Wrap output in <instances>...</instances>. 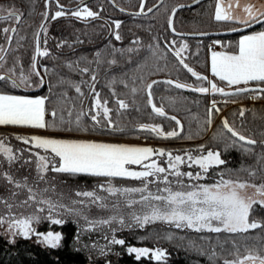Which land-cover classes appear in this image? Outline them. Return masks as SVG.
I'll use <instances>...</instances> for the list:
<instances>
[{
    "label": "trees",
    "instance_id": "trees-1",
    "mask_svg": "<svg viewBox=\"0 0 264 264\" xmlns=\"http://www.w3.org/2000/svg\"><path fill=\"white\" fill-rule=\"evenodd\" d=\"M82 1L59 0V5H63L66 14L52 19L55 12L61 10L56 0H51L49 4L47 0H0V6L5 9L14 7L21 13L19 22L0 21V46L6 53V63L0 68V75H8V69L13 65L17 66V74L20 65L26 74L31 71L32 58L36 55V34L45 20L43 13L49 8L45 24L47 31L41 32L39 45L40 50H47L48 55L38 56L36 62L40 77L44 80L43 85H40V77L35 75L31 77V86L27 88L13 87L11 80L5 79L0 80V93L45 98V112L56 113L49 120L47 127L50 131L112 139L143 138L149 142H170L167 149L174 147V142H178V147L204 146L203 151H218L225 161L224 164L213 165L207 170L204 180L206 184L214 185L221 178L264 184V94L244 92L220 97L217 92L201 93L175 87L176 82L193 87H209L207 81H199L192 76L175 56V51L186 44L187 48L181 53V57L189 67L218 86L235 90L234 86L209 75L208 58L211 44L215 43V46L221 43L218 46L225 51L237 52L238 39L242 35L204 39L174 35L169 28L172 11L179 4L194 0H164L159 8L146 15L135 14L140 12L143 0H94L85 6L97 12L98 16L78 19L71 13L80 8L69 9ZM157 2L158 0H147L146 9ZM113 3L130 14L122 12ZM216 5L217 0H207L194 8L178 12L174 21L175 29L182 33L209 32L243 25L234 21H216ZM116 22H119V28H116ZM5 27L15 28L16 31L5 34ZM260 30H264V25L254 31ZM117 33L120 40L115 38ZM135 41L139 43H134ZM161 55L163 59L160 58ZM84 68L89 71L82 72ZM45 69L48 71L45 72ZM93 75L96 77L94 84L91 80ZM168 80L174 83H165ZM122 81L127 83V87ZM153 81L157 83L152 86L151 99L157 107L164 109L165 116L153 112L148 103L146 86ZM73 85H79L83 95L77 93ZM90 85L100 94L102 102L107 101V107L111 110V125L102 110L97 117L99 123L92 120L96 109ZM249 86L254 88L257 85L252 83ZM132 87L137 89L135 94L131 92ZM252 95L257 97L255 102L251 99ZM220 98L225 99L228 104H245L230 107L215 104L213 108L214 100ZM118 99L125 100L129 107L120 109ZM222 110V119H227L229 126L241 135L255 140V145L239 141L238 137H233L224 128V120L219 119ZM241 110H244L243 116L240 115ZM172 116L180 121V125L170 118ZM61 117L65 121L63 124L60 122ZM78 117L79 128L75 124ZM68 121L72 123L69 124ZM143 124L159 126L164 133L176 131L178 134L161 137L150 130L141 129L140 125ZM10 144L15 159L9 163L6 158L3 162L1 158L4 154H0V210L4 208L5 212L14 216H26L32 212L34 216L47 210L43 201L49 197L62 199L63 196H69L71 199L63 202L60 223L51 225L49 221L42 219L34 222L39 232L52 230L60 235L56 247L45 245L36 237L11 239L0 224V264H224L225 260L233 261L249 254L264 255V228L250 229L246 233H215L154 223L145 227L121 229L114 239L104 236L99 239L100 226H95L97 229H93L94 232L84 230L87 226L96 225V219L101 218L100 215L106 213V210L98 209L97 203L77 193L97 189L103 183L107 185L106 182L109 181L130 184L138 180L88 173L55 174L51 169L41 172L39 164L34 161L36 159L25 151V145L16 141H10ZM252 172L255 175H250ZM5 174L22 186L16 187L15 183H10ZM48 186L53 187L56 194L51 195ZM29 188L35 194V199H30ZM43 196L47 198L43 199ZM81 199H89L90 203L80 204ZM42 207L44 210H40ZM250 217L264 224V207L255 204ZM114 240H123L124 243L117 244ZM133 246L164 249L167 256L163 260L137 256L129 251Z\"/></svg>",
    "mask_w": 264,
    "mask_h": 264
},
{
    "label": "snow or ice",
    "instance_id": "snow-or-ice-1",
    "mask_svg": "<svg viewBox=\"0 0 264 264\" xmlns=\"http://www.w3.org/2000/svg\"><path fill=\"white\" fill-rule=\"evenodd\" d=\"M57 6L61 9L55 12L52 19H56L64 16L66 13L63 11V5H59V0H56ZM114 2V0H113ZM51 3V0H49ZM240 9L242 14H236V10ZM152 9L149 8V11ZM124 11V9H121ZM7 12L5 15L4 13ZM141 12H143V3L141 4ZM175 10H173L174 14ZM44 17L47 18L48 13H43ZM71 15L78 19L82 18H96L98 16L97 12L88 9L86 6L80 8L79 10L73 11ZM216 21H235L240 24L251 26L253 23H259L264 21V4H256L246 0L243 5L241 0H219L215 12ZM21 19V13L14 7L10 9H5L0 6V21L15 20L19 22ZM172 20L169 19V25L171 26ZM119 22H116V28H119ZM15 33V28H3L5 34L9 32ZM41 31L46 32V26L41 25ZM175 32V28H172ZM115 38L120 40L121 37L119 33L116 34ZM46 42V41H45ZM134 43H139L135 41ZM175 44V41H172ZM39 33L36 34V55L33 56V63L31 65V71L25 73L22 65H20V71L17 74L16 65H13L8 69V75H0V80L9 79L12 82L13 87H30L31 77L33 75L40 77L39 70L36 66V56H47V50H40ZM151 47V46H149ZM187 48L185 44L182 48L175 51V56L179 58V63L187 69L192 76L196 77L199 81H207L210 87L199 86L193 87L184 83H175L176 88H189L193 91H198L201 93H212L219 92L222 95H237L244 92H257L264 94V31L256 32L254 34L244 36L238 43V53L236 54H226L220 52L212 53L211 61V71L212 74L219 78L220 81H225L229 86H234L235 90L231 93L225 92L224 88L219 87L216 83L208 81V78L201 76L195 72L184 59L181 57V53ZM129 51H132L131 49ZM156 55V53H153ZM6 53L2 46H0V68L4 67L6 63L5 59ZM99 56V53H97ZM163 59V55L160 56ZM18 63V62H17ZM115 63V61H112ZM71 67V65H69ZM48 70L45 69V72ZM87 73L88 68L81 70ZM15 76V78H13ZM93 84L96 81L95 75L91 77ZM66 83V81H61ZM44 83L43 77H40V85ZM127 87V83L122 81ZM157 83L153 81L151 84L146 86L147 95L149 97L148 103L151 105L153 112L159 116H165V111L162 107H157L153 103L152 97V86ZM165 83L173 84L172 80H168ZM255 83L256 87H249L250 84ZM244 85V87H239ZM77 93L83 95L79 85H73ZM90 90L94 93V108L96 109L95 114L92 115V120L99 123L97 119L101 112L108 118V123L111 125V117L109 115L110 109L107 107V101H101L100 94L95 92V89L90 85ZM131 92L135 94L137 89L135 87L131 88ZM257 98L256 96L252 97ZM117 103L120 109H127L129 107L123 99H118ZM45 99L44 98H28L24 96H14V95H0V125H20V126H31L36 128H45L46 125L45 116ZM213 108H215V102H213ZM218 111V109H216ZM211 111V110H210ZM244 110H241L240 115L243 116ZM55 117L56 113H52ZM172 120L176 121L177 125H180V121L176 119L175 116L170 117ZM61 124L65 123L63 117H61ZM72 123V121H68ZM210 123V121H209ZM75 124L77 128L80 126L79 117L76 119ZM224 128L227 129L233 137H238L239 141H243L248 145H255L256 141L253 139L246 138L244 135L238 133L235 129L229 126L227 119L223 121ZM55 127V125H52ZM141 129L150 130L157 135L162 136H176L178 133L172 131L169 133H164L163 129L156 125L143 124L140 125ZM182 128V125H181ZM71 130V129H68ZM17 139H22L24 143H33L36 148L44 149L46 152L48 150L54 154V157H58L61 161L60 166H55L53 164L52 170L61 173H88L94 176L102 177H127L142 180L145 182V186L142 188H109L107 191L112 193H141V201L151 208L149 214L143 216L134 215L133 219L141 226L153 223L155 221H163L169 224H174L176 228H189L197 232L207 230L208 232L219 233L222 231L229 233H241L248 232L250 229L264 228V224L257 220H249L250 213L255 204H259L264 207V199L253 200L251 198H246L241 193L246 188H254L257 194L264 197V184L256 185L251 184L247 181H233V180H221L211 186L207 185H194L193 190L190 191H173L167 185L170 184L168 176H160L159 174L166 173L168 169H172L171 174L180 177L187 176L192 179H200L201 174L196 173L195 176L192 172L182 173L178 170L177 164L184 163V157L176 155L173 157L172 153H165L164 150H155L151 147H130L125 145H113L105 143H95V142H81V141H68V140H57L50 138H40V137H17ZM201 146L200 151H203ZM0 153L7 156L8 162L11 163L15 156L12 153V149L6 147L3 142H0ZM154 155L168 157V169L161 167L156 161L151 163H145L149 161ZM187 159L194 162L200 167L203 172L213 165H222L225 163L223 159L220 158V153L213 152L209 150L206 155H201L199 157H193L188 155ZM175 162V163H174ZM50 161L46 156H39L38 168L41 172L48 170V165ZM129 165H139L144 170L143 171H132L129 169ZM6 178L10 183H15L16 187H21L18 182H14L11 176L7 174ZM250 175H255L254 172ZM154 178V179H149ZM163 182L165 187L163 189L157 188L156 193H152L148 190L147 185L150 183ZM179 183V181H177ZM26 187V185H24ZM30 199H35V194L32 189L29 188ZM161 192L167 193V195L160 194ZM77 195L84 196L87 198H92V202L95 203L96 200L100 199L96 197L94 192H82L77 193ZM152 201H158V204H152ZM7 203V202H5ZM27 203V201H25ZM43 203L49 206L51 211L55 205L51 201H43ZM130 204H135L137 201L132 200ZM103 206V205H101ZM11 207V205H9ZM43 210V209H41ZM70 211H75L70 209ZM112 219H115L113 217ZM39 217H26L19 220H10L9 231L13 228L21 231L22 234L27 237L30 233L35 230L31 227L33 221H38ZM54 223H60L61 221L55 220ZM111 221H101V223H110ZM213 222H216L215 225ZM5 223V218L0 217V224ZM123 224V220H120ZM60 236L54 233H47L43 235V242L50 244L52 247H56ZM114 243L123 244V240H114ZM130 252H136L138 255L148 254L147 249H129ZM157 260L162 257V252L156 250L154 253ZM215 255V253L213 254ZM245 261H252L256 264H264V257L259 255L249 254L243 259H236L233 261L225 260L224 264H245Z\"/></svg>",
    "mask_w": 264,
    "mask_h": 264
},
{
    "label": "rangeland",
    "instance_id": "rangeland-1",
    "mask_svg": "<svg viewBox=\"0 0 264 264\" xmlns=\"http://www.w3.org/2000/svg\"><path fill=\"white\" fill-rule=\"evenodd\" d=\"M83 7H85V6H83ZM80 8H82V7H80ZM87 8L89 9V7H87ZM216 8H217V5H216ZM237 14H239V13H237ZM240 26H242V25H233V26H230V28L234 29V28H238ZM228 30H230V29H228ZM215 44H211V46H215ZM219 44H221V43H219ZM219 44L217 43V46ZM208 81H212V80L208 79ZM209 87H210V85H209ZM219 87L224 88L225 92L234 91V89H232L230 87H225V86H219ZM249 87H252V86H249ZM209 92L212 93L211 91H209ZM216 94L220 97L225 96L219 92H217ZM0 95H10V94L0 93ZM14 96H24V97H28V98H41L39 96H28V95H22V94H20V95L14 94ZM253 96H256V95H252V97ZM252 97H251V99L255 102L256 98L253 99ZM214 102L216 105L222 104V106L225 105L227 107L228 106L229 107L235 106V105H241L242 106L245 104L244 102H241V103L231 102V104H228L225 99H221V98L215 99ZM223 113H224V110L220 111L219 119L224 118ZM51 118H52V114H47L45 112L44 120H45L46 125L49 124V120ZM222 120H224V119H222ZM159 136L162 137V135H159ZM17 137H24V138L40 137V138H50V139H57V140L95 142V143H105V144H113V145H125V146H130V147H151L157 151L158 150H164L165 153H172L173 157H175L176 155H180V156L184 157V163H179L176 165L180 172H182V173L192 172L194 176L196 173L201 174L200 179H192V178H189L187 176L177 177V176L171 174V172L173 171L172 169H168V157H167V155H164V156L154 155L149 161H146L145 163H151L154 160L161 167H165L166 169H168V171L166 173H162L159 175L160 176H164V175L168 176V180L170 181V184H168L167 186L170 187L173 191H190V190H193L192 186H194V185L211 186V185H208L204 182L207 172H203L198 165H196L194 162L189 161L187 159L188 155H192L193 157H199L201 155L207 154L208 151L207 152H205V151L201 152L200 151L201 146H199V145H195L192 147H183V146L180 147V145H179V147H178L177 146L178 142H176V143L174 142V147L172 146V147H169L167 149L166 148L167 144L170 145L171 143L165 142V141L149 142L143 138H140L139 140L112 139V138H104V137H99V136H87V135H79V134H76V135L61 134V133H57L54 131H50L48 129V127L36 128V127H31V126H20V125H0V142H3L5 144V146L9 147V148L12 146V144H10V141H16V142L22 143L23 145L26 146L25 151H28L36 160H38V161L34 160L38 164H39V156L40 155L46 156L48 158V160L50 161V163L48 165V169H51V171L55 174L57 172L52 170L53 164L57 167L60 166V164H61V161L59 160L58 157H54V154H52L50 150H48L46 152L44 149L36 148L34 145V142L33 143H24L22 139H17ZM159 140H161V139H159ZM0 154H2V153H0ZM3 156L4 157L1 158V160L4 162L7 157H6V155H3ZM1 166H3V165H1ZM127 167H129V169L132 171H143L144 170L139 165H129ZM149 179H154V178H149ZM136 180H138V179H136ZM177 181H179V183H177ZM106 184L107 185H105L103 183L102 187H98L97 189L87 190V192L88 191L94 192L96 197L100 198V199L96 200L95 203L98 204V209H100L102 211L106 210V213L104 212L105 215L104 214L100 215L101 218L96 219V221H97V223H95L96 225L92 224L94 226H91V227L87 226V227H85L86 229L84 231L94 232L93 229H97V227H95V226H100L99 230L101 231V233H100L101 235H99V237H98L99 239L101 236H104L106 238L110 237L111 239H114L117 235V232L121 231V229H124V228L131 229L132 227L135 228V227L141 226L140 224H138L133 219V216L134 215L143 216L145 214H149L151 212V208L149 206L145 205L141 201V193H127L126 194L123 192L112 193V192L107 191V189H109V188H119V189L142 188L145 186L144 181L138 180L136 183H130V184H127V183L118 184V183H114L113 181H109V182H106ZM48 187L49 188H47V189L52 192L51 195H53V193L56 194L55 189H53V187H50V186H48ZM147 187H148L149 191H151L152 193H156L157 188L163 189L165 187V184L163 182H156V183L148 184ZM45 188H46V186H45ZM160 194L167 195V193H165V192H161ZM241 194L243 196H245L246 198H251L253 200L264 199V197L259 196L257 194L256 190L254 188H251V187L244 189ZM44 198H47V197L43 196V199ZM68 198H70V197L69 196L68 197L63 196L62 199L61 198L55 199V197H52V198L49 197L47 199V201H51L52 204L55 205V207L50 211L49 206L46 204V206L48 207L47 210H44V207H42V209L46 212L41 211L40 214H36L34 216H33L34 213L32 214V212L27 213L26 216L24 214L14 216L10 212H7V211L5 212L4 208H3L2 210H0V217L5 218V223L2 224V227L5 229L6 233L9 235V237L11 239H14L15 237H23V238L36 237L39 241L43 242V235H46L47 233H50V232L54 233V234H57V233L55 231H52V230H49L47 232H39L36 225H34L35 221H33L31 224V227L35 231L30 233L27 237H25L21 231H18L15 228H13L11 231H9V227H10L9 221L10 220L24 219L26 217H39V219H42L43 221H46V220L49 221L51 225L55 224L53 221H55V220L60 221V218L62 216V214H60L62 212L61 209L64 207L63 202L66 201ZM85 198H87V197H85ZM90 200L92 202V198H90ZM90 200L89 199H84V200L81 199L79 201V203L80 204H88V203H90ZM132 200L137 201V203L130 204L129 202ZM158 203H160V202L152 201V204H158ZM101 205H103V206H101ZM43 206H45V203ZM102 217H104V218H102ZM113 217H115V219H112ZM121 219L123 220V224L120 223ZM249 220L250 221L252 220L250 216H249ZM101 221H111V222L110 223H101ZM128 222H130V224H128ZM154 223H160V224H167V225L175 226L174 224H169V223L163 222V221H155V222L149 223V224H154ZM213 223L215 225L216 222H213ZM149 224H147V225H149ZM145 226L146 225H144L142 227H145ZM203 231H207V230H203ZM97 232H99V231H97ZM59 241H58V243H59ZM43 243L45 245L51 246L50 244H48L46 242H43ZM131 248L147 249L148 254H146V255H138L136 252H134V253H136L137 256H147V257L153 258L154 260H157L155 255H154L156 250H160L162 252V257L160 260H163L167 256L166 251L164 249H150V248H145V247H134V246L130 247V249ZM261 257H264V255H262ZM243 258H241V259H243ZM245 264H253V262L252 261H245ZM256 264H259V261H256Z\"/></svg>",
    "mask_w": 264,
    "mask_h": 264
},
{
    "label": "water",
    "instance_id": "water-1",
    "mask_svg": "<svg viewBox=\"0 0 264 264\" xmlns=\"http://www.w3.org/2000/svg\"><path fill=\"white\" fill-rule=\"evenodd\" d=\"M91 1H94V0H83L76 7L72 8V9H69V8L68 9L69 10H75L77 8L85 6L86 4H88ZM205 1H207V0H194V1L190 2V3L179 4L178 6H176L174 8V10H175L174 14H173V11H172L171 16H170V19L172 20L171 26L169 25V28H170L171 32L174 35L179 36V37H183V38H195V39L223 38V37H230V36H240V35L252 32L254 30H257V29H259L260 27H262L264 25V21H262V22H259V23H253L250 27L246 26V25H242V26H240L238 28H234V29H230V30L209 31V32H188V33L178 32L176 29H175V32L172 31V28H175L174 27V21H175V18H176V15L178 14V12H180L182 10H185V9L194 8L197 5H199V4H201L202 2H205ZM146 2H147V0H143V12H141V10H140L139 13H135V14H138V15L150 14V13L154 12L157 8H159L163 4L164 0H158V2L151 7V9H152L151 11H149V9H146ZM47 4H49V0H47ZM116 7L119 10H121L118 6H116ZM122 12L130 14V12H126V11H122ZM47 13H48V16H47V18H45L44 22L42 23L44 25L46 24V22L48 20V17H49V8H47ZM41 32L42 31H41V27H40V29L38 31V33H39V41H40ZM12 34H13V32H12ZM37 57L38 56H36V61L35 62H37Z\"/></svg>",
    "mask_w": 264,
    "mask_h": 264
},
{
    "label": "crops",
    "instance_id": "crops-1",
    "mask_svg": "<svg viewBox=\"0 0 264 264\" xmlns=\"http://www.w3.org/2000/svg\"><path fill=\"white\" fill-rule=\"evenodd\" d=\"M218 2H219V0H217V4H218ZM225 2H227V0H225ZM246 2V0H241V4L243 5V3H245ZM250 2H252V3H256V4H264V0H250ZM237 13H239V14H242V12H241V10L240 9H237L236 10V14ZM235 22V21H234ZM260 31H264V30H260ZM260 31H252V32H249V33H246V34H243L239 39H238V43H239V41L244 37V36H246V35H250V34H254V33H256V32H260ZM213 52H220V53H226V54H236V53H238V51L237 52H228V51H225L222 47H219V46H212V48L210 49V51H209V62H208V72H209V75L210 76H214L213 74H212V71H211V61H212V53ZM216 77V76H215ZM216 78H218V77H216ZM219 79V78H218Z\"/></svg>",
    "mask_w": 264,
    "mask_h": 264
}]
</instances>
